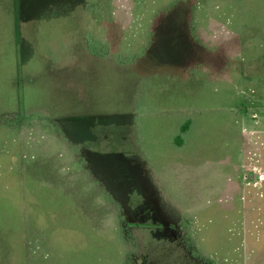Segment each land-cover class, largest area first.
<instances>
[{
	"label": "rangeland",
	"instance_id": "obj_1",
	"mask_svg": "<svg viewBox=\"0 0 264 264\" xmlns=\"http://www.w3.org/2000/svg\"><path fill=\"white\" fill-rule=\"evenodd\" d=\"M0 264H264V0H0Z\"/></svg>",
	"mask_w": 264,
	"mask_h": 264
},
{
	"label": "trees",
	"instance_id": "obj_2",
	"mask_svg": "<svg viewBox=\"0 0 264 264\" xmlns=\"http://www.w3.org/2000/svg\"><path fill=\"white\" fill-rule=\"evenodd\" d=\"M18 98H19V99H18ZM18 98H16V99H18V102H19V100H20L21 98H20V96H18ZM18 102H17V103H18ZM187 123H188V121H185V122L180 126V130H181V131H185V130H186ZM175 141H177V142H181V136H180V135H176V136H175Z\"/></svg>",
	"mask_w": 264,
	"mask_h": 264
}]
</instances>
